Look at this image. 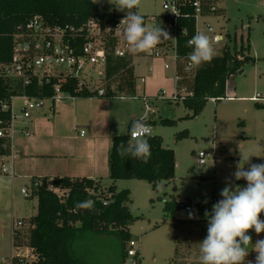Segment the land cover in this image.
I'll return each instance as SVG.
<instances>
[{"label":"trees","instance_id":"1","mask_svg":"<svg viewBox=\"0 0 264 264\" xmlns=\"http://www.w3.org/2000/svg\"><path fill=\"white\" fill-rule=\"evenodd\" d=\"M177 1L181 7L179 28L187 29V33L182 34L179 30L176 77L178 98L173 101L182 102L192 111L188 117H196L203 112L211 98H215V101L225 98L230 77L238 71L242 72L244 64L255 59L250 56L249 37L225 33L221 53L214 56L211 61L198 66L194 75H188L185 65L188 54L193 49L187 46V41L196 34L194 0ZM200 1L204 15L221 14L217 0ZM212 4H217L214 11L209 8ZM34 15H40L51 25H72L77 28L90 20L115 22L119 17L126 16L113 11H101L98 2L92 3V0H0V63L11 61L14 35L20 30L19 27L24 26ZM141 15L147 25L149 15ZM133 59L131 55L109 54L104 75V96L119 94L124 97H135L137 95V76L134 72ZM55 81L56 79L52 84ZM52 84L24 85L22 80L0 73V106L2 101L11 104L14 96L23 94L49 99L53 94ZM64 88L75 97L93 96L97 92L87 87L79 89L78 80L75 78ZM257 106L264 108V105L258 101ZM11 115L10 108L0 110V128L5 131V134L0 136V156L9 155L12 150V137L9 134ZM146 117V123L150 125L157 123L152 120V114ZM160 123L174 125L175 120L160 118ZM131 125L132 122L128 124L124 134L115 135L111 140L109 178L112 183L109 186L104 185L102 179L90 177L56 176L51 180L39 178L33 181L30 196L38 199L37 212L21 220L22 224L13 231L15 247L26 246L32 249L35 256L32 264H90L78 254L80 248L77 246L78 240L87 235L96 239L115 238L119 242L122 261L129 258L128 249L133 239L130 224L136 220V217L128 206L131 201L130 190H118L116 182L121 179H140L149 182L155 188L160 181L173 179L176 170L175 151L163 145L160 135L153 134L146 138L151 146L147 163L130 156H119L117 146L122 141L127 142L132 139ZM186 135L188 131H183L178 137ZM243 184V181H237L233 186ZM54 189L64 190L65 194L59 195ZM220 199L221 196H214L207 202L192 203L173 198L166 202L164 207L166 215L176 221L177 234L174 248L176 258L183 254L184 240L189 236H193L199 242L206 238L208 221L204 213L211 212L213 204ZM85 200L94 201V208L75 209L76 202ZM186 206L192 207L195 218L177 219L175 213ZM260 217H264V213H261ZM13 264L27 263L15 256ZM136 264H142L139 251Z\"/></svg>","mask_w":264,"mask_h":264},{"label":"rangeland","instance_id":"2","mask_svg":"<svg viewBox=\"0 0 264 264\" xmlns=\"http://www.w3.org/2000/svg\"><path fill=\"white\" fill-rule=\"evenodd\" d=\"M217 1L221 14L212 18L200 17L199 28L202 29L203 21L208 20L223 33L222 41L225 40L224 33L249 37L250 56L255 59L245 63L242 72L238 71L230 77V91L235 95L232 99L208 100L200 115L188 117L192 114L190 109L182 102L177 103L168 99L175 91L174 60L173 68L166 71L169 86L156 85L153 91L157 92L147 94L146 84L141 80V76L143 74L148 78V75L152 74L148 66L155 57H147L145 54L134 56V61L146 68L137 78L139 84L137 95L126 100V103L134 106L136 111H143L144 98L147 99L150 113L157 121L153 134L160 135L163 145L172 148L176 155L174 178L160 181L155 188L149 182L140 179H121L116 182L118 190H130L131 201L128 206L136 217V220L130 224V232L133 236L132 240L137 243L136 248L140 252L142 264H199L200 242L193 236L184 240L183 254L176 258L174 252L176 221L166 215L164 209L166 202L173 198L192 203L207 202L214 196H220L221 190L229 183L234 185L237 181H243L244 184L241 186L246 187V180H235L233 175L237 163L242 157L248 156H251L249 159L252 164L264 162V108H259L257 100L252 99L257 94L264 96V0ZM98 4L101 11L126 15L127 10L123 12L116 10L115 5L109 0H98ZM138 11L140 14L156 17L159 21L167 13L163 7V0H141ZM148 25L153 23L148 22ZM168 61L172 63V59L169 58ZM98 72L97 68L94 85L103 87L104 75L99 77ZM163 90L167 91L166 95L158 94ZM258 102L264 104L263 100ZM52 103L47 101L41 108L49 110L48 106ZM22 106V96H15L13 113L21 115ZM35 111L37 109H32L30 113ZM160 118L173 119L175 124L164 125L160 123ZM183 131H188V135L178 137ZM125 132L126 130H123L119 134ZM201 151L209 154L205 164H201L198 160ZM248 167L249 165L246 164L245 170ZM102 181L106 186L112 183L109 177L103 178ZM56 192L59 195L65 194L64 190ZM22 198L26 200L28 209L32 205L37 206V198L32 200L24 195ZM36 212L37 208L32 213ZM189 212L193 210L188 211L182 207L175 213V217L190 220ZM14 216L15 218L8 223L7 229L0 232V264H11V258L15 254L11 231L12 221L17 226L19 214L15 213ZM253 230L247 233L251 238H253ZM257 237L259 240V235H256ZM77 246L80 248L78 254L90 264H131L130 258L122 261L119 242L115 238L96 239L87 235L78 240ZM32 258H29L28 264H31ZM247 261H252L254 264L255 258L251 253L246 257Z\"/></svg>","mask_w":264,"mask_h":264},{"label":"crops","instance_id":"3","mask_svg":"<svg viewBox=\"0 0 264 264\" xmlns=\"http://www.w3.org/2000/svg\"><path fill=\"white\" fill-rule=\"evenodd\" d=\"M169 58L172 59L171 64L168 61ZM173 60L171 54L154 58L148 66L152 74L147 78L141 73L146 67L140 66V63L137 64L133 59L135 75L139 78L142 74L141 80L146 84L147 94H155L157 91L153 90L156 89V85L169 86L166 71L173 68ZM173 70L176 91V75L175 69ZM138 85L137 80V91ZM230 85L228 80L227 93L234 94L230 91ZM162 93L164 96L167 91L163 90ZM130 98L119 94L110 97L100 96L96 92L93 96H72L54 101L49 104V110L41 108L31 113L29 120L22 114L16 116L12 128L11 153L0 156V163H4L7 168V171L0 169L1 233L5 228L7 229L10 220L15 218V213L19 214L18 221L36 214L32 212L37 206L32 205L28 209L26 200L22 198V195L26 196L23 189H27L31 195L32 183L35 179L49 178L51 180L56 176H71L103 180L109 177V152L113 136L123 130L127 131L130 122L151 114L146 98L143 111H136L134 106L126 103V100ZM152 120L156 121L154 117ZM152 126L155 127V125ZM30 195L26 197L31 198ZM34 198L37 197H33L32 200ZM260 219L264 220V217ZM18 221L17 226L12 221V248L15 254L11 258V264L20 248L32 253L29 247L14 246L13 231L19 228ZM256 235L253 230V244L258 240ZM259 238V240L264 239V232L259 234ZM249 253L256 258L255 251ZM31 257L34 260L35 256Z\"/></svg>","mask_w":264,"mask_h":264},{"label":"built area","instance_id":"4","mask_svg":"<svg viewBox=\"0 0 264 264\" xmlns=\"http://www.w3.org/2000/svg\"><path fill=\"white\" fill-rule=\"evenodd\" d=\"M163 7L167 11L164 14L166 17H163V15L160 21L156 17H149L148 22L153 23V25H148L147 22V26H160L169 32L174 39L163 41L157 45L151 54H140L155 58L165 57L167 54L173 55L175 75L177 77L179 30L183 34L187 33V29L179 28L181 7L177 0H163ZM193 7L195 9L196 33L203 32L211 38L215 51L214 56H216L221 53L224 44V41H222L223 33L208 20L203 21L202 29L199 28L198 19L207 16L203 13L204 9L200 0H194ZM209 8L214 11L217 8V4H212ZM125 17L121 16L115 22L90 20L85 25L77 28L72 25H51L40 15H34L24 26L19 27L20 30L14 35L12 59L8 63H0V73L22 80L24 85L31 83L47 85L52 84V81L56 79L55 83L52 84L53 94L49 99L30 97L27 94L20 95L23 99L21 114L24 118L29 120L30 110L43 107L47 101L54 102L66 97H72L73 95L64 87H67V83L74 78L78 80L79 89L87 87L90 90H97V94L103 96L105 94L104 88L94 85V78L97 77L96 69H99V77L105 75L109 54L118 56L131 55L133 57L137 55L129 50V46L124 40V26H119L121 20ZM196 68L188 59L185 65L188 75H194ZM183 93L185 94V91ZM234 96L232 93H226L225 98L232 99ZM14 97L11 99V104L2 101L0 106V110L11 109V125L9 127L11 137L13 123L17 116L16 113H13ZM177 98L178 94L175 91L170 99L175 100ZM211 99L215 100V98ZM252 99L264 101V96L257 94ZM148 125L150 128L149 132L144 136L145 139L153 135V126ZM83 133L84 131L82 130ZM4 134L5 131L0 128V136ZM131 138L135 139V134L131 133ZM207 157H209V154L203 151L198 154V160L201 164L206 163ZM0 169L7 171L4 163H0ZM22 191L26 196L30 195L27 189ZM185 209L190 211L192 207L186 206ZM21 224L22 221L19 220L18 225L20 226ZM136 247L137 243L132 240L128 249L131 264L137 263L138 249ZM16 256L28 264L29 258L34 256V254L20 248ZM32 262L33 260L30 263L32 264Z\"/></svg>","mask_w":264,"mask_h":264},{"label":"clouds","instance_id":"5","mask_svg":"<svg viewBox=\"0 0 264 264\" xmlns=\"http://www.w3.org/2000/svg\"><path fill=\"white\" fill-rule=\"evenodd\" d=\"M97 2L92 0V3ZM109 2L118 11L127 10L119 26H124V40L133 54H151L163 41L174 39L162 27H148L145 24L144 17L138 11L141 0ZM187 46L193 49L188 59L195 67L211 61L215 55L211 38L203 32H197L187 41ZM146 119V116H142L132 122L130 133L135 134L136 138L122 141L117 146L119 156H130L147 163L151 146L144 138L150 128ZM250 157H242L233 173L235 180H246L247 186L227 184L220 192L222 199L213 204L211 212L204 213L208 221L207 236L199 243V264H253L252 261L246 262L250 251L257 253L254 264H264V239L253 244L251 236L247 234L253 229L257 235L264 232V220L260 219V214L264 213V164H252ZM246 164L249 165L247 170ZM94 204L92 200L78 201L75 209L91 210ZM189 218H195L194 212H189Z\"/></svg>","mask_w":264,"mask_h":264}]
</instances>
